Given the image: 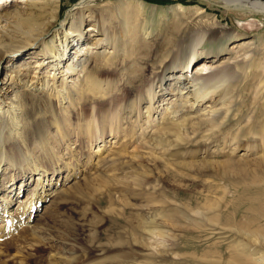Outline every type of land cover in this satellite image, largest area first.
Masks as SVG:
<instances>
[{"label": "bare ground", "instance_id": "obj_1", "mask_svg": "<svg viewBox=\"0 0 264 264\" xmlns=\"http://www.w3.org/2000/svg\"><path fill=\"white\" fill-rule=\"evenodd\" d=\"M8 1L0 2V87L12 92L4 97L7 102L0 90V245L11 232L40 230V212H50L53 204L48 201L81 171L65 160L55 164L52 174L37 157L36 179L3 186L2 164L15 165L22 147L32 156L31 147H56L52 140L58 143L62 137L69 141L68 134L76 129L89 135L94 130L93 151L101 152L120 144L121 133L127 138V131L138 126L143 147L160 149L146 158L165 162L170 156L176 174L179 167L198 173L223 167L224 173L238 169L247 176L245 187L258 191L252 198L255 215L237 225L247 239L246 255L234 259L235 264H264V32L246 37L221 23L216 11L182 3L160 7L144 0H118L101 11L95 0H80L60 19L39 15L49 4L58 6L59 0ZM211 1L264 13V0ZM33 65L36 74L47 65L48 74L30 80L25 72ZM21 87L26 91L15 90ZM37 99L36 105L32 101ZM143 99L149 104L146 116L139 109ZM123 116L130 118L129 126H124ZM29 119L33 125L26 128ZM107 127L112 137L106 136ZM201 147L214 150L202 155ZM240 147L242 152L235 155ZM224 149L228 155L218 160L217 152ZM151 173L150 168L131 170L127 184H144ZM79 184L76 180L69 186ZM151 201V207L171 203ZM201 209L197 213L203 214ZM173 210L153 219L152 225L163 229L149 230L151 236L165 241L169 226H180L187 218L186 205Z\"/></svg>", "mask_w": 264, "mask_h": 264}, {"label": "rangeland", "instance_id": "obj_2", "mask_svg": "<svg viewBox=\"0 0 264 264\" xmlns=\"http://www.w3.org/2000/svg\"><path fill=\"white\" fill-rule=\"evenodd\" d=\"M78 1L80 0H59L58 6L49 4L39 12V15L41 17L58 15L61 19ZM117 1L95 0L93 3L102 11L105 6ZM144 1L160 7L177 3L206 7L209 11L212 10L211 12L216 11L221 23L231 25L246 37L264 32V13L230 8L211 0H172L166 4ZM0 2L3 3V0ZM8 3L11 5L14 0H9ZM167 13L168 17H171V13L169 11ZM60 19L57 22L58 28L61 24ZM46 66L37 70L40 78L48 74ZM195 69L196 67L193 71ZM25 73L31 80L32 76L37 75L35 65ZM69 74L71 76L67 82L70 84L72 72ZM59 80H62V77ZM3 87V85L0 87L2 98L11 96V89ZM15 90L21 93L24 88ZM32 90L36 97L41 96L39 90ZM4 99L7 102L9 100ZM32 102L37 105L40 100ZM148 105L146 99L139 104L142 116H146ZM160 109L161 107L155 116H160ZM135 118L134 116L133 120ZM37 119L40 121L42 118ZM42 120L45 124L44 118ZM28 122L26 128L33 125L32 119ZM122 122L124 126H129L131 120L123 116ZM52 130L54 131V127ZM127 132L130 133L127 138L125 132L121 133L120 144L101 152H94L95 131L92 130L89 135L76 129V132L68 134L71 146L68 138H59L58 143L52 140L53 144H57L56 147L41 145L31 147L36 157L33 154L29 155L27 148L22 147V155L19 153L18 159L14 160L15 165L7 162L2 164L6 169L1 174L3 186L10 182H14L15 186L19 185L23 178L34 179L36 176V179L34 161L37 157L39 160L36 162L44 165L48 172L54 171L55 164L59 165L65 160L70 161L72 167L78 164L77 167L81 171L77 173L79 175L77 178H71L65 185L60 186V194L48 201V205L53 204L52 210L47 213L40 212L39 220L43 214L38 221L42 224L40 230L36 231L30 227L32 230L11 232L4 238L0 245V264H235L238 263L237 258L234 259L237 254L246 255L247 239L237 232V225L255 215L251 207L252 198L258 192L254 187H245L249 184L245 183L247 176L238 173V169L224 173L223 167L216 169L215 172L203 173L179 167L177 169L180 173L176 174L170 156H166L165 162L152 160L156 158H146L151 150L160 153V149L143 147L138 126ZM105 134L107 137L113 136L108 127ZM91 138L93 140L90 141ZM201 148L199 154L202 155H209V152L214 150L213 147ZM96 150L98 148H95ZM240 150L242 147L235 155L241 153ZM78 151L79 156H75L74 153ZM217 153L221 154L217 156L218 160L224 159L227 149ZM22 156L28 157L22 159ZM146 168H150L152 173L144 184L139 186L127 184L126 174L129 171L142 172ZM52 174L50 173V178ZM62 175L64 176L65 172L60 178ZM76 180L80 181V184L78 187L72 186L71 189L69 185ZM232 182H236V187ZM261 195L264 197V194ZM157 199H167L171 203L161 202L158 203V207H151L154 206L150 205L151 200ZM14 203L15 212L17 204ZM185 205L188 207L187 218L182 220L180 226H169L170 236L167 240L162 241L160 235H150L149 230L163 229L162 226L152 225L155 223L153 220L155 217L172 214L173 209ZM201 207L203 214L197 213L196 210ZM156 221L158 223L161 219ZM241 262L243 264L244 261Z\"/></svg>", "mask_w": 264, "mask_h": 264}, {"label": "trees", "instance_id": "obj_3", "mask_svg": "<svg viewBox=\"0 0 264 264\" xmlns=\"http://www.w3.org/2000/svg\"><path fill=\"white\" fill-rule=\"evenodd\" d=\"M147 1L156 2L159 4H166V3L172 2V0H147Z\"/></svg>", "mask_w": 264, "mask_h": 264}]
</instances>
